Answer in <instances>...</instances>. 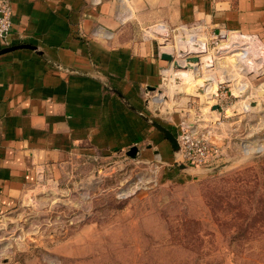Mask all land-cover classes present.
Here are the masks:
<instances>
[{
	"label": "rangeland",
	"instance_id": "obj_1",
	"mask_svg": "<svg viewBox=\"0 0 264 264\" xmlns=\"http://www.w3.org/2000/svg\"><path fill=\"white\" fill-rule=\"evenodd\" d=\"M121 1L140 16L129 20L132 38H150V25L181 22L183 0ZM189 34L190 48L203 46ZM193 34L208 44L214 56L202 58L216 60L212 76L227 93L220 113L193 98L185 118L209 119L198 123L216 135L225 155L186 168L174 152L169 161L125 153L79 161L52 190L43 193L37 183L0 214V264H264V55L256 71L242 62L247 55L233 44V32ZM222 44L234 46L217 55ZM158 106L153 118L165 126L173 114ZM164 106L173 109L167 101Z\"/></svg>",
	"mask_w": 264,
	"mask_h": 264
},
{
	"label": "crops",
	"instance_id": "obj_2",
	"mask_svg": "<svg viewBox=\"0 0 264 264\" xmlns=\"http://www.w3.org/2000/svg\"><path fill=\"white\" fill-rule=\"evenodd\" d=\"M10 2L13 29L0 49L27 43L41 53L0 54V214L38 183L40 169L63 181L79 161L121 156L134 145L141 161L171 160L169 140L139 113L156 117L147 88L160 83L166 61L157 38L128 36L136 10L121 0ZM179 11L180 23H164L204 22L209 38L239 31L264 42V0H183ZM165 120L177 135L180 113Z\"/></svg>",
	"mask_w": 264,
	"mask_h": 264
},
{
	"label": "water",
	"instance_id": "obj_3",
	"mask_svg": "<svg viewBox=\"0 0 264 264\" xmlns=\"http://www.w3.org/2000/svg\"><path fill=\"white\" fill-rule=\"evenodd\" d=\"M158 35L162 38H167L169 36V33L166 30H161L158 32ZM231 38H233V44L237 45L238 47L250 45L249 47H251L254 52H249L251 54L243 58L242 62L251 64L252 68L258 71L257 67H255V65L258 66L256 60H259L260 57L264 55V42L262 38L256 34H244L239 31L233 32ZM158 43L160 45H164L165 41L159 40ZM233 44H222L221 47L217 49L216 54L220 55L221 50L227 51L228 49H231L232 46H234ZM18 48H31L36 52L41 53L38 50L37 46L23 43L19 45L4 47L0 49V54ZM199 55L200 54L189 53L188 47L186 45H180L176 53L169 51H162L160 53L161 59L166 61V65L160 67V83L157 86H149V88H147L149 93L147 103L153 107L154 112L157 111L156 109H159L158 103H160L161 108H165L166 115H172L174 114V112L180 113V118L185 120L190 127H193L196 123L202 120H209L204 119V117L197 114H194L192 118H185L186 113L191 110L190 105H192L193 98H196L199 101L200 105L206 106V109H208L210 112H221V106L219 102V86L221 83H223V81H220V79H216L212 75H203L198 70V67L201 63H204L208 67L214 66L215 60L213 59V57L200 59ZM258 69H260V67H258ZM161 96H163L164 100H159V97ZM209 100H211V103H209ZM166 101L173 105V109L164 106V103ZM139 113L148 122L153 124L158 130H160L165 138L169 140L179 167L186 168L187 163L179 160L180 145L178 143L176 135L155 118L146 116L140 111ZM125 154L129 158L138 159L141 156V149L137 145H134L131 146L125 152ZM122 161H126V159H123ZM111 165L106 168L111 167ZM101 171H103V168L101 169ZM46 181L47 183H45ZM46 181L44 172L38 171V187L41 189V191L46 193L54 188L53 185H56V183H58V180L52 178L47 179ZM30 199H32L31 195ZM1 219L2 217L0 216V220Z\"/></svg>",
	"mask_w": 264,
	"mask_h": 264
},
{
	"label": "built area",
	"instance_id": "obj_4",
	"mask_svg": "<svg viewBox=\"0 0 264 264\" xmlns=\"http://www.w3.org/2000/svg\"><path fill=\"white\" fill-rule=\"evenodd\" d=\"M168 26L163 24H157V25H150L146 28V34H148L150 38L158 34V32L161 30L168 31L169 36L167 38L163 37V39L166 40L167 42L165 43V45L162 46L159 45L161 52L169 51L176 53L180 45H186L188 47V52L200 54L199 55L200 59L202 58L203 54L210 53L208 51L209 48L208 44L203 40L200 39L196 40V38H194L195 35L193 34L197 31H205V30L207 31L208 30L207 24L205 26L203 22H199L191 26L189 25H181L177 27H172V26L168 27ZM12 29H13V22H12L11 2L10 0H0V38L7 37L11 33ZM170 32H173L175 34L177 33L178 37L175 38L173 36V33L171 35ZM227 32H235V31H222L218 34H213L212 37H216L220 34H224ZM186 33L188 34L190 33L189 36L193 37L192 40L190 39L191 41L203 42V49H198V50L191 49L189 46V41L185 36ZM167 46H171V50H165L164 47ZM249 48H250L249 46H244L243 50H245V52L242 53V55H248ZM202 65L205 66L207 71H210V69L216 68V60L214 66L211 67H208L204 63H201L200 66L198 67L199 71H201L200 67ZM204 75H209V74H204ZM221 84L219 86L220 88L219 102L221 101V99L224 100L226 98V93H227L225 87ZM209 103H211V100H209ZM220 106L222 107L221 103ZM200 125H201L200 123H196L193 127H190L188 123L182 119L180 123L179 131L177 133V140L180 145L179 160H182L187 164L196 165V166L215 163L225 155V147L223 146L222 143H220L221 141H219L216 135L211 133V131L203 130L202 126ZM40 170L44 171L43 169Z\"/></svg>",
	"mask_w": 264,
	"mask_h": 264
},
{
	"label": "bare ground",
	"instance_id": "obj_5",
	"mask_svg": "<svg viewBox=\"0 0 264 264\" xmlns=\"http://www.w3.org/2000/svg\"><path fill=\"white\" fill-rule=\"evenodd\" d=\"M191 43V42H190ZM248 46H250V45H248ZM196 48H198V49H203V46H200V44H198L197 45V47ZM191 49H194L195 50V47L194 48H191ZM250 49H252L251 47L249 48V50ZM244 51V50H243ZM204 59H207V58H211V56H207V57H203ZM258 61V60H257ZM257 63V62H256ZM257 65H259V63L257 64ZM159 100H163L162 98H160L159 97ZM206 117V116H205ZM44 193V192H43ZM52 194H53V191H52Z\"/></svg>",
	"mask_w": 264,
	"mask_h": 264
}]
</instances>
